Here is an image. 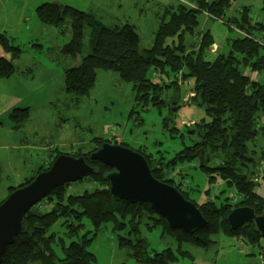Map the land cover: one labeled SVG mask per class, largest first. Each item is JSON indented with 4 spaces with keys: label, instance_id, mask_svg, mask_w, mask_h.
Listing matches in <instances>:
<instances>
[{
    "label": "trees",
    "instance_id": "obj_1",
    "mask_svg": "<svg viewBox=\"0 0 264 264\" xmlns=\"http://www.w3.org/2000/svg\"><path fill=\"white\" fill-rule=\"evenodd\" d=\"M191 2L193 5L189 7L178 6L168 23L153 32L148 48L140 46L141 38L130 23L105 25L91 12L53 2L40 4L35 13L40 23L57 27L59 31L68 21L70 39L62 45L61 52L74 62L64 69V90L70 94L77 97L87 95L95 84L96 71H111L120 81L131 84L135 105H141V109L149 104L160 108L165 106L163 93L168 87L166 81L169 77L177 80L174 86L176 93L179 85H183V76L190 78L185 83L189 84V80L194 83L187 103L202 106L205 114L193 122L198 140L183 146L166 160L162 154L157 157L141 148L134 150L145 157L155 178L175 186L186 199L195 203L206 219L204 228L194 233L170 228L146 203H129L112 197L103 178L110 168L90 160L88 154L104 141L117 142L97 138V144L87 154L68 153L84 156L85 161L95 167L93 174L78 180L90 182V189L84 188L80 194H68L62 201L65 185L71 183L53 188L27 210L25 228L6 247L0 264H95L93 253L86 246L93 233L90 237L86 236L89 231L80 235L84 217L93 225L94 234L103 225L110 224L111 230L119 233L118 245L130 249L135 264H175L180 257L188 255L183 244L194 248L206 247L219 232L236 236L251 245L262 239L250 222L231 229L226 216L238 206H248L256 213L264 208V198L255 191L258 181L254 180L257 176L252 171L256 162L253 145L258 134L264 133V125L260 123L264 118V79L260 77V71L264 70V38L255 34L258 31L262 35L264 23L252 21L248 6H242L236 16L229 15L226 11L228 0ZM201 11L221 19L230 29L234 27L239 32L235 37L227 38V51H218L212 61L205 56L214 46L209 31L199 35L196 46L192 44L186 48L183 43L184 32L192 34L197 24V13ZM261 11L264 12V0H261ZM0 47L12 55V59L0 56V77H6L12 73V61L21 50L4 34H0ZM133 112L132 107L129 115ZM27 117L26 108H14L10 113L13 129L21 128ZM167 120H170L169 115L163 118L165 126ZM192 132L194 130H190ZM118 144L129 147L123 142ZM61 153L59 151L51 160ZM193 159H197L209 184L220 179L226 187L233 189L234 196L215 194L201 203L191 199L181 179L175 180L169 175L176 163ZM210 160L212 165H208ZM39 171L19 185L10 186L8 194L28 183ZM45 202L50 205L48 210L43 208ZM67 213L69 216L65 217ZM62 217L65 219L59 225L64 227V234L60 235L51 231V227ZM152 230L159 233L166 246L148 254L149 243L142 232ZM65 240L69 243L66 244ZM171 243L175 244L176 250L171 248Z\"/></svg>",
    "mask_w": 264,
    "mask_h": 264
},
{
    "label": "rangeland",
    "instance_id": "obj_2",
    "mask_svg": "<svg viewBox=\"0 0 264 264\" xmlns=\"http://www.w3.org/2000/svg\"><path fill=\"white\" fill-rule=\"evenodd\" d=\"M44 2L70 5L91 12L105 25L133 24L141 38L142 48L151 45L153 32L168 23L178 6L193 5L191 0H0V34L8 37L21 50L12 61V73L0 77V201L8 195L10 186H17L36 171L44 170L52 161L51 157L59 151L87 154L97 144V138L123 142L132 149L141 148L157 157L162 154L165 160L183 146L198 140L193 122L205 116L204 108L187 103L194 83L191 80L190 85L185 83L190 79L186 76H183L186 80L183 82L184 93L182 91L184 101H181L185 104L174 111L172 107L178 94L174 88L177 83L174 77L166 81L168 87L163 93V97L166 96L165 106L160 108L149 104L141 109V105H135L131 84L120 81L117 74L111 71L97 70L95 84L87 95L77 97L66 92L64 69L74 62L62 54L61 47L70 39V28L68 21L60 28L63 31L40 23L35 10ZM242 6L249 7L253 22L264 23L261 0H228L226 11L236 16ZM206 31L214 42V46L205 53L209 61L215 58L218 51H227V38L239 34L221 19L201 11L197 13V24L192 34H183L186 48L192 44L196 46L199 35ZM255 34L264 38V32L261 35L256 31ZM11 56L6 58L12 59ZM260 77L264 79V70L260 71ZM132 107L134 112L129 115ZM14 108H26L28 111L23 126L17 130L13 129L10 119ZM189 111L192 122L183 123L181 116ZM167 115L170 120L165 126L163 118ZM260 123L264 125V118ZM190 130L194 132L190 133ZM253 148L256 162L251 169L257 176L254 180L258 181L255 191L264 198V133L258 134ZM208 165H212V160ZM179 173L185 175L180 176ZM169 176L181 179L189 197L197 203L215 194L234 196L233 189L226 187L220 179L209 184L197 159L176 163ZM70 183L65 185L62 201L68 194H80L84 188L92 186L86 180ZM49 206L45 202L44 210H48ZM64 216H69V213ZM64 219L56 221L51 231L63 235L64 227L59 224ZM81 222L80 235L88 231L90 233L86 236L93 233L86 246L93 253L95 264H135L130 249L118 245L119 233L112 231L110 224L103 225L94 234V227L88 218L84 217ZM142 235L149 243L148 254L166 246L155 230L143 231ZM212 241L208 246L198 248L183 244L188 255L180 257L175 264H264L263 238L251 245L236 236L219 232ZM65 243L68 244L69 240ZM171 244V248L176 250L175 244Z\"/></svg>",
    "mask_w": 264,
    "mask_h": 264
},
{
    "label": "water",
    "instance_id": "obj_3",
    "mask_svg": "<svg viewBox=\"0 0 264 264\" xmlns=\"http://www.w3.org/2000/svg\"><path fill=\"white\" fill-rule=\"evenodd\" d=\"M177 92L173 111L185 104H181L184 99L179 87ZM190 114L191 111L184 113L181 119L190 122ZM88 158L110 168L103 178L112 197L129 203L144 202L168 227L185 233H194L206 225V219L195 203L186 199L175 186L155 178L140 152L104 141L88 154ZM94 172L95 167L88 164L84 156L61 153L47 169L39 171L28 183L11 191L0 202V262L6 247L23 232L24 215L28 209L56 186L78 181ZM226 220L233 230L250 222L264 239V208L256 213L248 206L234 207Z\"/></svg>",
    "mask_w": 264,
    "mask_h": 264
},
{
    "label": "crops",
    "instance_id": "obj_4",
    "mask_svg": "<svg viewBox=\"0 0 264 264\" xmlns=\"http://www.w3.org/2000/svg\"><path fill=\"white\" fill-rule=\"evenodd\" d=\"M8 55H10V54L3 52V50L0 47V56L8 57Z\"/></svg>",
    "mask_w": 264,
    "mask_h": 264
},
{
    "label": "built area",
    "instance_id": "obj_5",
    "mask_svg": "<svg viewBox=\"0 0 264 264\" xmlns=\"http://www.w3.org/2000/svg\"><path fill=\"white\" fill-rule=\"evenodd\" d=\"M184 80H186V79H184ZM179 89L181 90V94H182V97L184 99V96H183L184 94L183 93H184L185 89H184L183 85H179ZM182 91H183V93H182Z\"/></svg>",
    "mask_w": 264,
    "mask_h": 264
}]
</instances>
